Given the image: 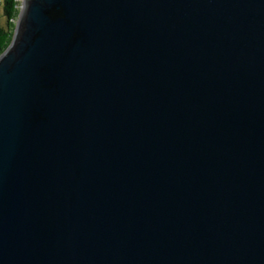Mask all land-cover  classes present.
<instances>
[{"label": "water", "instance_id": "95a60500", "mask_svg": "<svg viewBox=\"0 0 264 264\" xmlns=\"http://www.w3.org/2000/svg\"><path fill=\"white\" fill-rule=\"evenodd\" d=\"M0 264H264V0H22Z\"/></svg>", "mask_w": 264, "mask_h": 264}, {"label": "trees", "instance_id": "16d2710c", "mask_svg": "<svg viewBox=\"0 0 264 264\" xmlns=\"http://www.w3.org/2000/svg\"><path fill=\"white\" fill-rule=\"evenodd\" d=\"M0 6H2L3 17L6 20V26H0V54L4 52L10 45L16 20L20 13L21 0H0Z\"/></svg>", "mask_w": 264, "mask_h": 264}, {"label": "rangeland", "instance_id": "374dc122", "mask_svg": "<svg viewBox=\"0 0 264 264\" xmlns=\"http://www.w3.org/2000/svg\"><path fill=\"white\" fill-rule=\"evenodd\" d=\"M22 1V0H21ZM18 20V19H17ZM16 20V23H17ZM0 26L5 27L6 26V20L3 17V10H2V6H0Z\"/></svg>", "mask_w": 264, "mask_h": 264}]
</instances>
